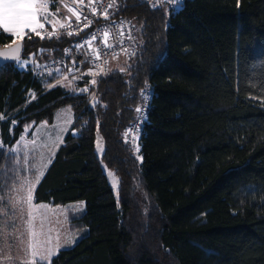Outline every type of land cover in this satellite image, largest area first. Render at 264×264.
Returning <instances> with one entry per match:
<instances>
[{"label":"trees","instance_id":"trees-1","mask_svg":"<svg viewBox=\"0 0 264 264\" xmlns=\"http://www.w3.org/2000/svg\"><path fill=\"white\" fill-rule=\"evenodd\" d=\"M119 2L137 49L98 79L93 104L94 86L54 84L60 67L0 71V188L17 177L10 147L25 129L70 106L73 126L33 199L84 201L69 220L88 232L50 264H264V0ZM77 37L25 35L21 59L44 64ZM12 41L0 35V47ZM143 105L139 159L127 133Z\"/></svg>","mask_w":264,"mask_h":264},{"label":"rangeland","instance_id":"rangeland-1","mask_svg":"<svg viewBox=\"0 0 264 264\" xmlns=\"http://www.w3.org/2000/svg\"><path fill=\"white\" fill-rule=\"evenodd\" d=\"M150 1L154 5L159 3L157 0ZM49 2L51 5L50 10L55 13L57 7L54 0H49ZM79 2L80 0H59L61 5L59 7L60 19L63 20L65 16L71 15L63 5H67L81 13L82 9ZM74 20L75 17L73 16L72 21ZM126 58L123 57V60L114 62V67H122ZM117 59H121V57H117ZM110 67L113 66L110 65ZM55 73L59 78L55 79L54 84L62 85L67 91L77 90V92H83L81 89L86 88L88 91L90 86H94L96 90L90 94L89 101L91 104L96 101L98 97V79H100L96 69H86L83 74L78 76L70 75L61 70ZM93 79L96 80L95 84H91ZM78 82H84L85 85H79ZM73 120L72 108L64 106L55 113L51 122L43 121L35 126H28L21 136L23 140L20 138L16 144L10 147V151L19 156V168L10 190L3 189V193H0V198L10 199L13 208H15V212L10 213L8 212V204L0 205V213L5 215V219L0 221V229H2V232H0V264H17L18 261L21 264L25 261L29 264H36L40 256H48L49 253H51V260V257L59 249L73 246L87 234V228L80 226L71 228L69 220L71 214L78 217L84 214V201H76L70 205L52 206L45 203H35L33 199L37 177L42 173L43 167L47 164V159L51 156L48 152L53 150L56 140L62 136L64 130ZM0 145L3 146L1 129ZM101 151L102 146L99 144L98 153L100 154ZM135 152L140 159L139 152L137 150ZM108 177L111 185L116 190L118 187L117 176L108 171ZM2 183L6 184V181L2 180ZM29 191L32 194L30 205L24 202ZM33 232L36 234L35 237L32 235ZM32 243L38 245L37 257L35 258L31 256L30 244Z\"/></svg>","mask_w":264,"mask_h":264},{"label":"built area","instance_id":"built-area-1","mask_svg":"<svg viewBox=\"0 0 264 264\" xmlns=\"http://www.w3.org/2000/svg\"><path fill=\"white\" fill-rule=\"evenodd\" d=\"M167 1L176 3V0ZM109 5H113V7L109 8ZM82 7L83 13L79 24L74 20L72 21L71 28L57 29L58 36L65 34L66 31H78L79 34L76 35L78 36L77 40L71 46L65 48L61 55L51 58L48 62L41 64L42 66L46 65V67H40L37 69V72L44 74L49 72L52 73L60 67V69H63L66 73L78 76L83 74L86 69L94 68L98 71L99 78H101L108 72L114 58L119 56L130 58L135 54L137 49L135 23L126 15H115L118 10L123 8L119 0H82ZM92 7H95L96 15L91 13L90 9ZM105 11L108 12V19L103 18L102 14ZM83 17H87L92 21L91 26L84 27L87 21L84 20ZM81 28L83 29L82 31H80ZM121 28L123 31L122 35ZM105 30L109 33L106 40L103 36ZM93 33L96 35V40L93 41L91 48L87 46L83 49L76 48L77 44L82 43ZM107 45H111V47ZM92 48L98 50V59L93 56ZM66 49H71L70 54L65 53ZM73 61H75V67L73 66ZM99 69H103V72ZM149 93L150 91L147 88L144 93L145 100H148ZM146 119V106L143 105L139 117L132 124L127 133V140L135 150H137V148L140 149L142 125Z\"/></svg>","mask_w":264,"mask_h":264},{"label":"snow or ice","instance_id":"snow-or-ice-1","mask_svg":"<svg viewBox=\"0 0 264 264\" xmlns=\"http://www.w3.org/2000/svg\"><path fill=\"white\" fill-rule=\"evenodd\" d=\"M55 5L57 7V11L54 13L50 10V2L49 0H0V35H11L13 37L12 43L16 45L14 48L9 45V51L0 53V71H6L9 68H18V69H24L29 67V65H34L32 70L39 69L40 67H46L34 64V58L36 54H32V59H21L20 53L22 52V44H16L17 40H23L25 35L29 36V39H31V34H34L35 36L40 37L41 39H45L46 37L48 39H52L54 36L59 39V36L57 35V26L59 28H71L72 25V17H75V21L77 24L80 23L82 14L77 11L76 9L70 8L67 5H63L67 9L71 15L65 16L63 20L59 17V7L61 6L59 3V0H54ZM82 2V0H81ZM167 2V0H166ZM181 0H176V3L173 5V11H175L177 8L180 7ZM237 6H239V0H237ZM113 7V5H109V8ZM162 10V9H161ZM91 13L93 15H96V9L95 7H92L90 9ZM104 19H108V12L105 11L103 14ZM84 20L87 22L84 24V27L91 26L92 21L88 19L87 17H83ZM51 27L52 31H48V28ZM83 29L81 28L80 31ZM66 35H78L79 32H73V31H66ZM123 34L122 28H121V35ZM109 33L107 30L104 31L103 36L106 40ZM96 40L95 33L91 34L90 37L85 39L82 43H79L76 45L77 49H83L85 46L91 48L93 41ZM108 47H111V45H107ZM71 49H66L65 53L70 54ZM92 54L95 58H99L98 50L95 48H92ZM73 66L75 67V61L72 62ZM98 67V66H97ZM101 72H103V69H99ZM59 72L60 70L57 69ZM122 71V69H121ZM94 74V73H90ZM48 75H52L51 72L48 73ZM66 79V77H65ZM96 80H91V84H95ZM81 91L86 92L87 89H81ZM34 98V94H33ZM136 111H140V109H136ZM23 140V137H21ZM2 147V145H0ZM137 151L139 149L137 148ZM142 159V158H141ZM4 171H7L5 169ZM3 173H0V176H2ZM41 176L43 173L40 174ZM39 181V177H37V182ZM2 183V181H0ZM118 183V182H117ZM7 187V185H5ZM0 193H3V188H0ZM32 201V194L31 191L28 192L26 200L24 201L26 204H31ZM8 204V212L13 213L15 212V208L12 206V201L10 199L6 200L3 198H0V205ZM5 219L4 213H0V221H3ZM30 227V225H29ZM0 232H2V229H0ZM33 237H35V233H32ZM31 247V256L37 257V248L38 245L36 243L30 244ZM50 256L51 253H49L48 256H40L38 260V264H50ZM17 264H21V262H17ZM23 264H29V262L25 261Z\"/></svg>","mask_w":264,"mask_h":264},{"label":"crops","instance_id":"crops-1","mask_svg":"<svg viewBox=\"0 0 264 264\" xmlns=\"http://www.w3.org/2000/svg\"><path fill=\"white\" fill-rule=\"evenodd\" d=\"M78 1H79V0H78ZM157 1H159V0H157ZM79 3H80V6H81V9H82V11H81V14H82V13H83V7H82V2H81V0H80ZM51 29H52V28H51ZM119 57H121V59H117V57H116V58H114V59L112 60V62H111V66L114 67V64H113L114 62H117V61L123 60V56H119ZM73 123H74V120L72 121V123L69 124V126H67V128L64 130L62 136H61L58 140H56V142H55V144H54V147H53V150L48 152L49 155H51V156H49V158L47 159V164H46V165L43 167V169H42V170H43V171H42L43 175H44L46 169L48 168L49 164H50L51 161L53 160V158H54V156H55V154H56L58 148H59L60 145L62 144V142H63V140H64L66 134L70 131L71 127L73 126ZM43 175H42V176H43ZM42 176L39 175V181H40V179L42 178ZM39 181H38V182H39ZM38 182L36 183V185L38 184ZM36 185L34 186V190H35ZM45 204H46V203H45ZM69 205H70V204H69ZM53 256H54V255H53ZM53 256H52V257H53ZM52 257H51V258H52Z\"/></svg>","mask_w":264,"mask_h":264},{"label":"water","instance_id":"water-1","mask_svg":"<svg viewBox=\"0 0 264 264\" xmlns=\"http://www.w3.org/2000/svg\"><path fill=\"white\" fill-rule=\"evenodd\" d=\"M16 44H22V48H24V42H23V40H17L16 41ZM13 48L16 46V45H14L13 43L12 44H10ZM9 45H6V46H2V47H0V53H4V52H8L10 49H9V47H8ZM22 52H23V50H22ZM22 52L20 53V57H21V55H22Z\"/></svg>","mask_w":264,"mask_h":264}]
</instances>
